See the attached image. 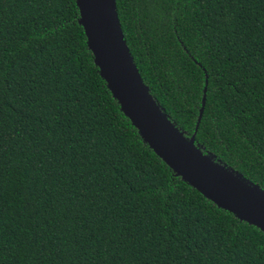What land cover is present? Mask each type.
I'll use <instances>...</instances> for the list:
<instances>
[{
    "label": "trees",
    "instance_id": "1",
    "mask_svg": "<svg viewBox=\"0 0 264 264\" xmlns=\"http://www.w3.org/2000/svg\"><path fill=\"white\" fill-rule=\"evenodd\" d=\"M150 95L264 190V0H115ZM75 0H0V264H264L121 112ZM207 83V85H206Z\"/></svg>",
    "mask_w": 264,
    "mask_h": 264
},
{
    "label": "water",
    "instance_id": "2",
    "mask_svg": "<svg viewBox=\"0 0 264 264\" xmlns=\"http://www.w3.org/2000/svg\"><path fill=\"white\" fill-rule=\"evenodd\" d=\"M75 1L78 24L84 31L94 64L142 141L174 176L219 209L264 233V190L216 163L195 145L206 87L194 135L186 138L162 112L142 81L124 39L116 1Z\"/></svg>",
    "mask_w": 264,
    "mask_h": 264
}]
</instances>
